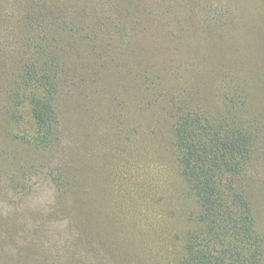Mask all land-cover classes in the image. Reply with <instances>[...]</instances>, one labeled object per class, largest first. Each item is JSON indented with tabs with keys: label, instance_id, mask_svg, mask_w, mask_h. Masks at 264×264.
Masks as SVG:
<instances>
[{
	"label": "trees",
	"instance_id": "trees-1",
	"mask_svg": "<svg viewBox=\"0 0 264 264\" xmlns=\"http://www.w3.org/2000/svg\"><path fill=\"white\" fill-rule=\"evenodd\" d=\"M19 3L2 118L14 139L48 152L38 165L75 197L53 213L79 203L83 217L55 218L67 248L103 249L115 264H263L264 58L231 52L227 11L213 0ZM78 101L106 185L66 143V105ZM81 253L70 264H101Z\"/></svg>",
	"mask_w": 264,
	"mask_h": 264
},
{
	"label": "rangeland",
	"instance_id": "rangeland-1",
	"mask_svg": "<svg viewBox=\"0 0 264 264\" xmlns=\"http://www.w3.org/2000/svg\"><path fill=\"white\" fill-rule=\"evenodd\" d=\"M19 1L21 0H0V92L5 81V69L14 65L15 58L19 55L17 40L20 34L21 17L24 13ZM213 1L216 7L219 5L227 11L226 19L223 21L225 33H227L224 40L231 48V52L234 51L241 61L249 63L254 59L256 62L261 61L264 58V0ZM191 23L199 29L203 24L215 25L213 19L210 22L198 23L195 20ZM198 38L195 39L198 40ZM260 67L258 66V69ZM12 69L14 70V66ZM10 70L7 71L10 72ZM85 101L84 99L82 106L85 105ZM82 106L79 101L74 105L69 103L66 105L69 121L72 122L71 125L69 123L70 134L66 143L75 146L77 144L81 161L89 166L94 184L99 186L108 180L106 177L108 174L102 168H97L101 167L98 164L101 161H99L100 156L96 158L93 153L95 146L89 136L92 121L84 114ZM2 108L3 102L0 101V254L3 258L2 262L4 264H70L71 257L76 258L80 251L83 257L97 258L98 263L115 264L113 260L108 261L105 258L109 255L103 249L89 251L80 247V250L77 249L78 251L74 252L67 248V244L60 237V225L64 226L65 221H57L55 218L61 219L62 216L66 222H69L74 217H83L78 207L79 203L71 207V211L69 208L66 212H60L62 215L58 211L57 215L53 213L60 201L73 203L76 199L66 192L63 196L60 195L56 187L47 179L51 168L47 165H38L39 160L45 163L48 152L39 151L27 143L14 139L13 134L10 133L12 129L10 124L2 118ZM75 115L81 116L82 119L80 132H77ZM61 159L65 161V157ZM254 204L257 226L264 238L262 192L255 195ZM51 214L55 215L54 219ZM104 228L107 230L106 227ZM87 262L91 261L87 260Z\"/></svg>",
	"mask_w": 264,
	"mask_h": 264
}]
</instances>
